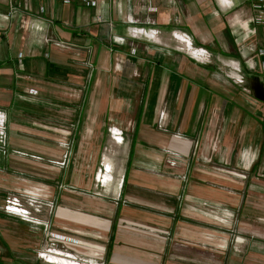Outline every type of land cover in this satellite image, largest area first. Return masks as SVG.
Listing matches in <instances>:
<instances>
[{"label":"crops","instance_id":"0c3cea01","mask_svg":"<svg viewBox=\"0 0 264 264\" xmlns=\"http://www.w3.org/2000/svg\"><path fill=\"white\" fill-rule=\"evenodd\" d=\"M254 2L264 0H98L90 7L78 0H16L15 9L8 11L6 1L0 0V110L6 118V148L59 159L63 149L56 139L68 128L70 153L58 176L73 190L55 194L53 220L108 235L104 247L65 238L67 249L120 264H159L149 251L158 239L138 232L143 218L136 204L155 208L152 190L169 194L177 182L134 168L135 161H159V147L177 145L186 158L197 148L195 156L220 166L217 170L205 165L218 172L240 167L241 148H250L251 155L247 149L242 152L251 160L262 152L256 169L264 173V24L252 21ZM131 26L152 28L156 34L153 39L132 36ZM172 32H184L190 46L208 56L192 58L179 48L184 42ZM160 111L165 130L155 127ZM108 127L122 132L121 142L111 138ZM126 131H131L130 138L124 136ZM172 132L184 137L174 140ZM126 146L118 170L121 196L128 204L114 206L81 195L91 184L85 174L95 173L101 150L108 152L102 153L99 164L105 159L113 173V155ZM9 154H0V172L13 166L41 172L47 180L57 176L54 167L43 169L27 156L3 159ZM196 166L191 167L188 194L241 200L235 191L210 185L222 180ZM225 175L224 185L240 187ZM249 181L251 187L264 184L261 178ZM109 183L98 186L93 181V193ZM7 185L0 173V203ZM158 200L168 212L175 206L170 196ZM173 222L178 230L185 228L183 221ZM38 240V234L0 213V264H46L17 254L19 246L27 249ZM181 257L188 258L187 250ZM238 262L235 258L230 264Z\"/></svg>","mask_w":264,"mask_h":264},{"label":"rangeland","instance_id":"374dc122","mask_svg":"<svg viewBox=\"0 0 264 264\" xmlns=\"http://www.w3.org/2000/svg\"><path fill=\"white\" fill-rule=\"evenodd\" d=\"M260 24H264V22ZM155 127L157 128L156 124ZM130 132L131 131L124 132L126 134H124V136L130 138ZM121 137H123V134H121ZM127 146L125 148H119V153L113 155L115 161L114 171L113 173L112 171L110 173L106 172L105 179L102 181L103 184L106 181L111 182L108 188L99 190L97 187L96 189L100 194H98V191H96L97 195L94 194L93 192L95 189L92 184L93 181L95 182V173L91 174L88 172L85 174V178H89L91 184L89 187L81 189V195L89 198L99 197L106 203L114 206L128 204L126 197L124 198L121 196L120 179L122 178L118 170L121 159H123L127 151ZM161 148H158L160 152L162 151ZM243 149H247L245 153L247 152V154L251 155V153H249L251 151L248 150L250 148L242 147L240 150V167L235 166L234 168L231 167L219 170L226 173V175L216 170L206 168L205 165L209 167L216 166V169L220 166L215 165L212 161L201 155L199 157L195 156L197 148H192L187 154L189 158L184 157L181 153L180 161L176 162H171V159L167 161L166 157H163V154L159 161H135L134 168L136 170L151 175L155 174L157 176L164 175L168 178L172 177L177 182L176 191L169 194L159 190H152V192H154L153 195L157 197L158 205L156 204L155 208L143 204H136V210L139 214L138 217L143 218L139 221L141 225L137 227L138 232H140V235L142 233L141 231L149 232L158 239L156 247L149 249V251L153 253L152 257L154 261H158L159 264H230V261L232 262V260L237 258L239 261L237 264H264V184H253L254 187H251L250 185L252 183L249 181L250 179H264V173L256 169L257 164L262 160L263 154L259 151V153L257 152L254 154L255 157L251 160L242 152ZM180 151H183V148ZM103 152H108V150H101L100 155L97 157V164L93 172H96L97 168H100L101 173L103 172L102 164L100 165V160H98ZM8 153L10 154L3 157V159L14 155L11 152ZM24 157L27 158L26 156ZM42 158V160L38 161L27 159L34 163L38 162L39 166L43 169H53L52 167L49 168L45 166L46 161H44V159L46 157L42 156ZM198 162L202 165H197ZM103 163L105 167L110 170L109 163L105 159ZM194 163L197 166L194 165ZM195 166L202 168L200 170L204 171V173L222 180V183L209 181L210 185L218 186L225 191H235L239 196H242L241 200L238 198V201L231 203L224 199H213L210 197L197 198L188 194L186 190L189 183L188 180L191 176V167ZM55 168L56 167H54L53 170H57V172H55L57 176L48 179L51 182H48L47 177L44 176L43 173L37 171V174H35V172H30L27 168L22 167L8 166L7 169L3 168L0 172L8 180L7 188L3 190L4 196L0 205L3 204L8 194L16 195L19 198L21 206L29 210L30 216L28 215V218L34 221V223L21 220L19 217L12 214L4 213L1 209L0 213L18 220L22 227L29 233L39 235L37 244L27 249H25L26 247L19 246L20 251L17 254L19 256H24L26 253L29 259L37 258L44 263L46 262V264H57L49 263L39 255L40 252L46 251L48 248L69 253L71 258L77 262L86 260L90 262H100L101 264H120L105 261L103 256L97 259L65 247L63 242L65 238L79 239L80 241L84 240L96 245L103 242L105 245L108 235H105V233H102L99 229L88 226H82V228H80L69 223L60 224L56 221V224L54 222L53 213L57 206V202L54 201L55 194L66 189L73 190L70 184H65L60 181L58 175L62 169ZM222 175L230 176L232 184L240 187L236 188V190H234L236 186H233V189L227 187L223 183L226 179L228 182V178L225 179ZM97 183L99 186V181ZM241 191H243V193ZM159 196L171 197L175 206L171 208L170 212H168L166 208L160 207V202L158 200ZM33 197H35L36 203L33 202L31 204ZM49 202L51 205L48 204ZM129 204L134 205L133 203ZM174 219L183 221L185 228L180 226V230H178V226L173 222ZM188 224L196 226V229L190 228ZM208 231H213V233H208ZM62 237L64 239H62ZM186 250L188 258L185 260L181 255L186 254ZM260 255H262L263 258L260 257Z\"/></svg>","mask_w":264,"mask_h":264},{"label":"built area","instance_id":"2783aa9c","mask_svg":"<svg viewBox=\"0 0 264 264\" xmlns=\"http://www.w3.org/2000/svg\"><path fill=\"white\" fill-rule=\"evenodd\" d=\"M5 1H6V6H7L8 11L15 9L16 0H5ZM78 1L81 4L90 7V6H94L98 0H78ZM252 7L255 9V11L252 14V21L254 23H263L264 22V12H263L264 3L254 2L252 4ZM97 19H99V16H97ZM125 20L132 21V19L129 16H126ZM129 31H130V34L132 36H135L137 34H141L144 37H146L147 39H149V38L153 39L155 34H156V30H154L152 28L147 29V28L139 27V26H131ZM171 34L175 39H181L184 42V46H179V48H181V49L183 48L187 52V54H189L192 58H194V57L195 58H205L208 56V53L204 49H202L200 47L192 48L190 46L188 36L184 32H179V33L172 32ZM57 44H61V43H57ZM257 52L261 53L262 51L260 49H257ZM158 114L159 115H158V118L156 121L157 128L165 130L164 128H162L163 113L160 111ZM107 130H109V134L115 142H121L122 132L120 130H116L113 127H108ZM62 131H63L62 136L56 139L57 144L59 146H61L63 149V151L61 153V157L59 159H54V158H50V159L45 158L44 159V161H46L45 166H47L49 168L56 167V168L61 169L62 167H65V164L67 162L66 159H67L68 154L70 153V140L68 137V135L70 134V131L68 128H64V130H62ZM170 135H171L172 139H174V140H181L184 137L179 132H172V133H170ZM6 143H7L6 118H5V114L3 113V111L0 110V154L6 155L8 152H11L12 154L18 155V156H21V155L27 156L30 160H35V161L37 160L38 161V160L43 159L42 156H40L38 154H36V155L28 154L24 151H19V150H16L14 148L8 149V148H6ZM161 150H162L161 154H163V157H166L167 161L170 159H171V162L180 161L181 151L179 149V146H177V145L166 146V147H162ZM102 168H103L102 173L100 172V168H97V170L95 172V181H97V182L99 181V184H102V181L105 179L106 172L109 173V169L106 168L105 165L102 164ZM120 184H121V179H120ZM34 190H36V189H34ZM37 190H38V188H37ZM33 202L36 203L35 197H33V199L31 200V204ZM48 204H50V202ZM0 209L4 213L12 214L14 216L19 217L21 220H25V221H29L30 223H34V221H31L28 218L30 216L29 210L26 207L21 206V204L19 202V198L16 195L8 194L5 197L3 204L0 205ZM48 250L49 249H47L45 252H47ZM42 253H43V251H42ZM39 255L41 257H43V255H41V254H39ZM84 261L90 262V261H86V260H84Z\"/></svg>","mask_w":264,"mask_h":264},{"label":"bare ground","instance_id":"6f19581e","mask_svg":"<svg viewBox=\"0 0 264 264\" xmlns=\"http://www.w3.org/2000/svg\"><path fill=\"white\" fill-rule=\"evenodd\" d=\"M48 249V248H47ZM43 251V253L41 252L40 254L43 255L44 259L46 261H57L59 260L61 263L63 262H67V263H72V264H100L99 262H77V261H74L69 253H65V252H62V251H58V250H52V249H49L47 252ZM95 258V257H94Z\"/></svg>","mask_w":264,"mask_h":264},{"label":"water","instance_id":"95a60500","mask_svg":"<svg viewBox=\"0 0 264 264\" xmlns=\"http://www.w3.org/2000/svg\"><path fill=\"white\" fill-rule=\"evenodd\" d=\"M259 92H261V87H259ZM255 96H258V97H260V98H262V96H261V93H255Z\"/></svg>","mask_w":264,"mask_h":264}]
</instances>
